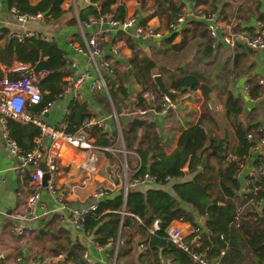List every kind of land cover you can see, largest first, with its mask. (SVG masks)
I'll return each mask as SVG.
<instances>
[{
  "label": "crops",
  "instance_id": "obj_1",
  "mask_svg": "<svg viewBox=\"0 0 264 264\" xmlns=\"http://www.w3.org/2000/svg\"><path fill=\"white\" fill-rule=\"evenodd\" d=\"M28 1L33 4L37 0ZM178 2H180V12L196 6L202 12L212 14V18L207 19L198 15H191L186 17L176 30L172 31L167 29L168 21L165 14H152L154 8L151 0H145L144 4H141L139 0H121V6L124 8L122 18L134 16L138 23L140 19L144 18L145 24H149L162 32L161 37L143 40L133 37L131 29L122 30L110 27L104 23L102 27H106L107 31L102 36H98V41L101 45L102 57L107 59L113 68L112 73L105 77L106 91L89 90L87 83L90 80H87L86 85H82L78 90L79 97L60 92L61 94H58V98L50 102L47 111L42 115L26 109L44 122H48L53 126L63 124L65 127L64 120L68 112V103L70 100H75L78 103L86 105V112L84 114L104 117L106 129L110 131V135L117 133L118 127L120 130V123L124 124L125 121H130L132 118L123 114L124 108L131 106L141 91H151L150 88L144 89V86L139 84L133 76V70L129 64V58L132 54L127 41L129 40L138 55L145 53L154 60L156 71H153L152 76L154 74L160 75L164 84H169L183 75L195 73L199 83L205 86L204 94L200 89L185 91L183 93L179 92L174 107L163 116L150 113L147 115L148 117H139L140 119H145V122L150 121L154 124L156 135L160 140L164 153L168 154L176 147L177 138L181 130L198 120H201L203 125L208 128L211 135L224 140L228 147H232L236 143L235 132L233 126L225 117L223 106L227 93L238 98L241 102V111L237 114V121L240 124L245 125L248 121V114H254L257 118L256 120L259 122V126L264 127V89L260 86V95L257 99L253 98V101L248 100L243 89L244 85L247 84V78H252L253 80L262 78L264 81V49L247 52L244 47L236 46L230 49L221 42L223 26L226 22L231 23L234 29L258 30L256 22L264 16V0H178ZM90 4V0L88 3L76 5H72L69 0H63L60 4L61 13L56 18L49 19L42 14L41 19L18 23L8 11L10 6H7L6 0H1L0 46L5 44L7 38L17 42L11 36L14 33H19L23 30H33L51 37L50 43H54L62 51L64 66L68 71L61 78L64 83L67 76L73 72L67 65L71 61L75 63L76 69H90V73L94 77L95 71L86 64L85 56L76 52L72 46L73 44H82L83 39L93 35L96 29L99 28L98 25L83 27L78 19V11ZM95 6L98 10V6ZM117 6V1L115 0L109 6V9L113 12V9ZM89 16L91 15H88L86 18ZM190 21L199 22L201 24L199 29L203 31H205L206 25L212 24L215 30V39L212 41L206 33V35H201V30L198 27H195V29L191 27ZM182 30L185 34V42L181 46H176L181 41ZM205 41L209 43V47L204 46ZM113 47L119 52L116 56L112 54L111 50ZM166 53H170V56L168 57ZM232 54L236 55L235 65H233ZM33 65L13 60L9 66L0 64V69L2 76L6 74L8 77V73H16L18 75L19 72L15 70L17 66L34 67ZM127 69H130V72ZM39 71L43 70L39 69ZM43 74L45 76L47 71L45 70ZM117 79L120 80L122 87L125 89L124 97L117 92L120 98V101L117 103L119 107L118 112L115 110L108 93L111 81L115 80L116 82ZM169 90L175 91L173 89ZM151 93L153 92L151 91ZM259 102L260 104H258ZM101 132L105 133L102 130ZM6 136L8 137V132L5 120L4 122L0 121V250L3 255L1 264H53L56 261H63L66 257L63 260L61 258L65 253L51 255L56 244L64 245L66 243L65 236L58 232L59 229L66 233L69 241H71L70 245L74 244L75 247V244H79L82 246L81 259L84 264H87L86 262L88 261L100 264L115 263L112 248L97 244L90 234L72 227L68 220V209L88 205L91 201L90 193L92 189L99 184H107V175H110L115 185L121 182L123 177L121 169L123 161L128 168H132L139 162L137 154L133 151H126L125 154H121L119 157L118 155H114L115 151L107 152L110 153V157L106 153H102L97 164V172L90 175L89 179H87L83 171L78 168V163L84 157V152L67 145H62L58 152L55 186L58 192L63 194L66 207L60 209L45 189H41L38 202L35 205L37 218L30 221L29 231H26L22 235H15L12 232V220L10 216L12 213L21 212L24 209L25 197L28 192L27 172L31 167L19 166L16 158L8 153L5 144ZM35 137L32 138V146L29 149L35 146ZM119 138L115 145L110 146L112 149L124 147L121 131ZM92 139L94 140V137ZM48 144L49 139L41 137L40 143L37 144V148L41 153L39 160L44 155ZM210 163L213 165L215 172L217 166L214 159H211ZM182 168L184 170L181 171L182 176L179 179L171 178L164 183H146L137 185L134 188L138 191H144L149 188H160L173 194L171 189L173 182L190 178L187 168L185 166ZM118 170L119 174L117 173ZM245 173L246 171L242 170L236 177L239 182V192H241L243 187ZM216 186L218 197L220 189L217 182ZM119 191L120 189L115 188L109 196L103 198L110 197ZM124 197L122 195L123 199ZM210 197L214 198L211 194ZM185 208L188 209L189 207L185 206ZM196 220L200 226L198 227L199 229L191 227L187 222L180 220H172L168 226L177 227L184 233L188 232V228H193L196 232L194 236L197 237L201 244L202 237L200 234L206 232L202 225L204 217L196 215ZM53 235L56 237L54 238ZM140 237L139 234L134 235L133 241L137 243ZM189 237L190 235L187 236V238ZM141 243L138 245L139 247L137 245L134 246V255L140 251V247H142ZM84 253L87 257L86 261L82 257ZM246 256L250 260L252 259L251 255ZM49 259L52 260L49 261ZM246 263L247 260L242 261L240 264ZM65 264L72 263L67 262Z\"/></svg>",
  "mask_w": 264,
  "mask_h": 264
},
{
  "label": "trees",
  "instance_id": "obj_2",
  "mask_svg": "<svg viewBox=\"0 0 264 264\" xmlns=\"http://www.w3.org/2000/svg\"><path fill=\"white\" fill-rule=\"evenodd\" d=\"M62 1L37 0L31 4L28 0H6V4L8 7L12 5L17 7L21 12H41L44 17L54 19L61 13L60 4ZM90 1V5L78 11L80 21L88 15H96L98 11H111L109 6L115 2V0ZM151 1L154 8L152 14H165L168 22L174 20L180 12L178 0ZM139 2L144 4L145 0H139ZM113 13L116 17L122 18L124 15L123 6H117L113 9ZM144 21V18L140 19L139 24H143ZM190 25L194 29L201 27V24L196 21H190ZM199 30H201V35L206 33L202 29ZM181 36V41L176 46H181L185 42L183 30ZM127 41L132 51L129 64L133 70V76L139 84L144 86V89H151L155 97L152 108H158L161 93L152 80L153 71H156V63L145 53L138 55L131 41ZM204 44L209 47L207 41ZM13 60L34 64L35 70L44 69L47 71V74L38 82L40 101L26 106L27 109L39 112L45 105L58 98L64 84L61 78L68 71L64 66L62 51L54 43L32 39L15 42L7 38L5 44L0 46V64L9 66ZM16 76V73H8L9 78ZM246 82L249 86V94L257 99L260 95V86L252 78H247ZM164 86L180 93L196 89L205 93V86L199 83L195 73L183 75ZM117 92L122 97L125 96V89L119 79L116 82L112 80L111 86L108 87L109 97L118 112L117 103L120 98ZM137 99L140 101L139 95H137ZM142 105L140 103V106ZM223 106L225 117L235 132L236 143L232 147H228L224 140L211 135L208 128L203 125L201 120H198L180 131L176 147L166 154L152 122L147 121L140 126L129 120L124 124L120 123L124 149L133 151L139 159V167L134 174L148 171L159 178L168 175L171 178L179 179L182 176L181 168L185 166L190 178L173 182L171 185L173 194L160 188L138 191L133 187L127 190L124 199L119 191L97 202L96 209L86 215L82 231L90 234L99 245L108 240L114 241L118 237L119 244L115 264H191L187 255L174 247L167 239L165 229L172 220L184 221L191 227L198 228L200 226L197 223L196 215L204 217L202 225L206 232L200 234L201 245L208 246L210 256L218 257V264H240L245 260H247L246 264H264V207L254 218L248 212L242 213L244 217L239 219L237 226L233 225L235 207L250 198V195L241 194L238 191L237 164L233 160H228V154L241 155L247 151L248 142L245 135L248 132L253 133L259 126V122L254 114H248V123L240 124L237 121V114L241 111V102L229 93L225 95ZM67 107L64 131L74 132L81 116L86 112V105L70 100ZM5 124L8 137L24 150L32 146V138L39 134L38 128L31 123L22 125L11 118H5ZM90 136L94 137L96 145L112 146L117 142L115 135H106L98 127H93L90 130ZM104 153L110 156V153ZM202 156L204 165L200 167ZM211 159H214L217 166L215 172L210 163ZM258 161L255 159L252 166H255ZM262 179H264V175L254 180V184ZM214 181L217 182L220 195L211 198L210 190ZM185 206L189 208L187 209ZM120 211L125 213L121 215ZM155 220L157 227L153 229L152 223ZM58 232L65 236L66 243L64 245L56 244L51 255L64 254L71 243L65 232L61 229ZM136 234L141 236L137 243L133 241ZM53 237L56 236L53 235ZM122 238L124 240L120 242ZM140 243L142 247L134 255V246H138ZM220 250H223V253L218 255ZM81 251L82 246L75 244L73 252L63 261H56L53 264L67 262L84 264L81 259ZM246 255H251L252 259L250 260Z\"/></svg>",
  "mask_w": 264,
  "mask_h": 264
},
{
  "label": "built area",
  "instance_id": "obj_3",
  "mask_svg": "<svg viewBox=\"0 0 264 264\" xmlns=\"http://www.w3.org/2000/svg\"><path fill=\"white\" fill-rule=\"evenodd\" d=\"M117 5L121 6V0H116ZM72 5L79 3H88L89 0H69ZM96 5V3H95ZM0 11H1V0H0ZM8 11L14 16L18 23H24L25 21L41 19V12H21L15 6H10ZM191 15H198L203 18H212V14L202 12L198 7L193 6L189 10H183L177 17L167 23L168 30H176V28L183 23L186 17ZM107 24L110 27L120 28L122 30L131 29V35L135 38L143 40L158 39L161 37L162 32L157 28L149 24H139L134 16H128L126 18H117L112 11L100 12L96 15H91L85 20L80 21L81 26L98 25L93 35L83 39L82 44H73V48L76 52L85 56L86 64L93 68L95 76L92 77L90 69L82 68L76 69L74 62H68L67 65L73 70L71 75L67 76L63 88L62 94H71L79 97V89L82 85H86L91 91L104 90L106 91L105 77L112 73L111 63L102 57L101 45L98 41V36H102L107 31L106 27H102L103 24ZM258 30L249 31L247 29H234L231 23L226 22L223 26V33L221 36V42L228 48L233 49L236 46L250 48L251 50H262L264 49V16L262 19L256 22ZM207 36L215 39V30L212 24L205 26ZM17 42L23 39L38 40L45 43L51 42V37L43 35L33 30H23L19 33L11 35ZM112 54L118 55V50L112 48ZM18 71V75L15 78H9L4 74L0 79V121L4 122L5 118H11L12 120L21 123H32L38 128L39 134L35 137V146L31 149L24 150L17 146L14 140L9 137H5V144L9 154L14 156L19 166H30V170L27 172L28 175V192L25 197L24 209L21 212H14L11 214L12 220V232L15 235H22L26 231L30 230V221L37 218L35 213V205L38 202L41 189L52 197V200L59 206L60 209H64L65 198L62 193L58 192L55 182L57 175V158L58 152L62 145L78 149L84 152V157L79 161L78 168L83 171L86 178L89 179L90 175L97 172V164L99 158L104 152H120L126 153L123 146L118 149H112L110 146L96 145L94 140L90 136V130L93 127H98L104 131L107 135H110V131H107L105 125V118L96 116L93 114H84L81 116L78 127L74 132L64 131V125L53 126L49 123L44 122L40 118L36 117L26 109V106L36 104L40 101V92L38 89V82L44 76L43 72L35 70L33 67H20L15 68ZM256 84L264 89V81L262 78H256ZM244 92L249 101H253V97L249 94V86L247 84L243 87ZM60 93V94H61ZM140 101L137 97L134 99L131 106L125 107L123 114L127 117H143L150 113L163 116L167 114L173 107L169 98L161 94L159 107L153 109L152 102L155 100L154 94L149 90L141 91L139 93ZM148 101L151 103V108L148 107ZM140 103L143 104L140 106ZM50 103L45 105L39 112L42 115L47 111ZM118 126V125H117ZM116 139H120V130L117 129V133L114 134ZM41 137L49 139V144L44 152L43 166L44 170L38 167V161L41 156L40 150L37 148V144L40 143ZM248 142L247 151L241 155L228 154V160H233L237 164V174L244 170L246 171L243 177V187L241 194H249L250 198L243 201L240 205L235 207V215L233 218V225L237 226L238 221L241 217H244V212H248L254 218L259 215L260 209L264 207V179L254 184V180L264 175V151L259 152V148L264 144V127L258 126L254 132H248L245 135ZM263 157V159H262ZM258 159V163L252 166V162ZM139 162L132 168H128L126 163H122V180L117 185L114 184L110 175L106 176L107 184H99L95 186L91 193V201L86 206L68 209V220L73 228L82 230L85 217L90 212L96 209L97 202L105 196H109L115 188L120 189L123 196L129 188H133L137 185L159 184L171 179L168 175L159 178L155 174H151L148 171L140 174H134L138 169ZM184 168H181V171ZM43 172H46L48 177L45 181V185H41V178ZM125 212L120 211L123 215ZM157 221H153L152 228L157 227ZM151 232V230H149ZM167 239L174 245V247L180 249L189 258L191 264H218L217 256H210L208 253V246H202L197 237H195V230L188 228V232L184 233L177 227L167 226L165 229ZM190 235L189 238L187 236ZM221 237V236H220ZM119 244L118 237L112 241L108 240L103 247H110L113 249V256L115 258L117 247ZM142 246V244H141ZM223 253L219 251L218 255ZM84 260H87L86 254L82 255ZM3 259L2 251L0 250V264ZM52 259H49L51 261ZM87 264H100L98 262L88 261ZM35 264V263H30ZM112 264H115L112 262Z\"/></svg>",
  "mask_w": 264,
  "mask_h": 264
},
{
  "label": "water",
  "instance_id": "obj_4",
  "mask_svg": "<svg viewBox=\"0 0 264 264\" xmlns=\"http://www.w3.org/2000/svg\"><path fill=\"white\" fill-rule=\"evenodd\" d=\"M246 51L247 52H251V49L250 48H246ZM235 57H236V55L232 54L233 65H235V60H236ZM127 71L130 72V69H127ZM152 80H153V83L155 84L157 90L159 91V93L167 96L172 103H175L176 98L178 97L179 91H171V90L167 89L164 86V83H163L160 75H158V74H154L152 76ZM181 90H183V87H181ZM258 104H260V102ZM148 107L151 108V103L149 101H148ZM145 121H146L145 119H140V118H137V117H133L130 120L131 123H133V124H135L137 126L145 123ZM46 123H48V122H46ZM262 151H264V144L261 145L260 148H259V152H262ZM43 156L41 157V159L38 162V167L41 170L45 169L44 166H43ZM203 165H204V157L202 156L201 159H200V167H202ZM112 173H113V171H112ZM47 177H48L47 173L43 172V175H42V178H41V185L42 186L45 185V181H46ZM123 240H124V238H122L120 242H122ZM73 249H74V244H71L69 249L65 252L63 257L61 258V260H63L65 257H67L70 254V252L73 251Z\"/></svg>",
  "mask_w": 264,
  "mask_h": 264
},
{
  "label": "rangeland",
  "instance_id": "obj_5",
  "mask_svg": "<svg viewBox=\"0 0 264 264\" xmlns=\"http://www.w3.org/2000/svg\"><path fill=\"white\" fill-rule=\"evenodd\" d=\"M255 53V52H254ZM166 55L169 57L170 56V53H166ZM225 91H227V90H225ZM227 93V92H226ZM145 117H148V116H143V118H145ZM118 142V141H117ZM120 148V147H119ZM122 153H120V152H114V155H118L119 157H120V155H121ZM114 160V162H116L115 161V159H113ZM117 173L119 174L120 172H119V170L117 171ZM216 189H217V186H216V182L214 181V186L211 188V190H210V193H211V195L213 196V197H217V194H218V191L216 192Z\"/></svg>",
  "mask_w": 264,
  "mask_h": 264
}]
</instances>
